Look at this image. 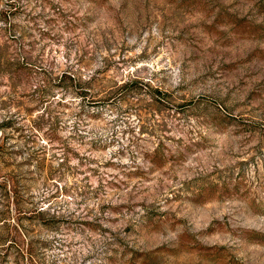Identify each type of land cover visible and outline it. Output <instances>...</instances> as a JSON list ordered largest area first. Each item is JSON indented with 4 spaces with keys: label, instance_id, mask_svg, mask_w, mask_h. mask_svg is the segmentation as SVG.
Returning <instances> with one entry per match:
<instances>
[{
    "label": "rangeland",
    "instance_id": "1",
    "mask_svg": "<svg viewBox=\"0 0 264 264\" xmlns=\"http://www.w3.org/2000/svg\"><path fill=\"white\" fill-rule=\"evenodd\" d=\"M0 264H264V0H0Z\"/></svg>",
    "mask_w": 264,
    "mask_h": 264
}]
</instances>
